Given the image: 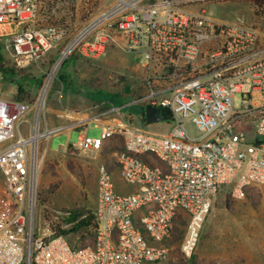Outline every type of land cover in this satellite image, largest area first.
Returning a JSON list of instances; mask_svg holds the SVG:
<instances>
[{
  "label": "built area",
  "instance_id": "1",
  "mask_svg": "<svg viewBox=\"0 0 264 264\" xmlns=\"http://www.w3.org/2000/svg\"><path fill=\"white\" fill-rule=\"evenodd\" d=\"M41 6V0H0V42L19 69L39 66L61 46L32 103L0 96V264H161L172 254L169 241L181 212L188 222L180 251L192 258L216 194L230 186L242 197L246 187L264 185V24L229 23L176 0H113L67 37L64 26L37 23ZM111 49L146 70V93L125 106L141 101L145 114L148 106L167 108L171 128L157 134L118 121L98 123L99 137L88 135L90 125L77 130V143L66 146L75 151L98 152L108 138L123 137L125 151L114 156L122 185L135 190L116 193L113 171L101 164L96 241L74 249L64 236H45L36 217L44 144L67 129H42L45 102L69 57L96 59ZM236 94L240 110L233 107ZM28 115L33 120L25 132ZM187 122L198 135L188 132Z\"/></svg>",
  "mask_w": 264,
  "mask_h": 264
},
{
  "label": "rangeland",
  "instance_id": "2",
  "mask_svg": "<svg viewBox=\"0 0 264 264\" xmlns=\"http://www.w3.org/2000/svg\"><path fill=\"white\" fill-rule=\"evenodd\" d=\"M176 1L179 7L198 11L204 9L207 15L220 17L229 23L254 26L264 24L262 16L255 14V7L247 0H205L187 4ZM111 2L113 0H41L37 23L41 26H64L74 35L105 11ZM60 50L61 46L50 52L39 66L24 68L23 75L13 77L8 70L18 67L7 57L3 43L0 42V92L3 96L8 99L18 95L22 87L38 94ZM75 59L77 62L72 64ZM145 73L141 63L116 49L108 50L96 59L74 53L58 68L49 86L45 102L46 122H43L42 129L46 126H65L67 129L44 144L46 153L39 177L38 199H44L47 195L49 204L38 200L36 217L42 223L45 236L50 233L43 215L45 212L50 211L56 217V214L61 216L63 212L69 213L73 209H81L82 212L96 209L98 169L101 164L108 165L113 171L116 193L134 191L131 186L120 190L122 180L114 154L122 152L120 148L125 146L119 138L121 136H113L107 146L98 152L75 151L66 146L76 144L79 136L77 130L89 125L88 135L99 137L102 132V126L98 124L100 122L127 121L143 130L167 133L171 125L164 121L144 126L140 112L144 103L141 101L136 104L139 110L132 109L133 115L124 108L113 110V105L108 102L109 98H116L118 94L124 100L129 98L134 101L142 97L146 93L142 83ZM242 106V96L236 94L233 107L240 110ZM103 109L109 112L104 114ZM32 120L33 117L28 115L21 129L27 132ZM187 130L192 136L198 135L190 122H187ZM246 131L253 137L250 126H246ZM154 162L158 163L155 159ZM53 187L55 193L49 197L48 191ZM231 189L230 186L226 187L214 197L193 257L187 259L182 255V238L172 242L176 237L172 232L169 241L172 254L161 264H264V185L251 186L248 189L250 197L244 194L242 197H236L233 193L229 195ZM226 200L230 209L226 207ZM182 220L187 224L188 216L185 212H181L176 219V226L184 235L186 225H180Z\"/></svg>",
  "mask_w": 264,
  "mask_h": 264
},
{
  "label": "trees",
  "instance_id": "3",
  "mask_svg": "<svg viewBox=\"0 0 264 264\" xmlns=\"http://www.w3.org/2000/svg\"><path fill=\"white\" fill-rule=\"evenodd\" d=\"M247 1L250 2L255 7V14L257 16L264 17V0H247ZM24 71H25L24 69H18L12 67L11 69L8 70V73L13 77H20L21 75H23V73H25ZM3 80H4V76H3ZM0 96L5 98L1 92H0ZM36 96L37 93L36 92L34 93L33 90L22 87L19 89L18 95H15L8 99H16L27 103H32L35 100ZM131 101L132 100H129V98H126L125 100L122 99V96H120V94H118L116 98L115 97L109 98L108 100V102L111 103L113 107H123L130 115H133V110L135 109L139 110V106L138 105L125 106ZM157 109L161 121L170 123L172 120L171 111L167 108H162V107H158ZM106 111H108V109H103V112ZM140 112L144 113L143 116L141 117V122L144 124L145 127L154 124V123L146 122L144 108ZM119 138L121 139L122 142H124L123 137H119ZM104 147L105 144L103 148ZM120 150L125 151V146L121 147ZM142 158L146 159V157L143 156ZM155 160L158 162L156 164L162 165V162L159 159L155 158ZM249 188H251V186L246 187L243 191L244 195L245 196L247 195L248 197H250L248 190ZM221 191L223 190H220V192ZM48 193H49V197H51V195L55 193V187L49 189ZM231 193L232 190H230L229 195H231ZM38 200L40 202H43L44 204L46 203L49 204L47 195L44 199L39 198ZM226 207L230 209V204L228 200H226ZM63 213L64 214H61V216L59 214H56L57 215L56 217H53L54 215L50 211L45 212L43 214L46 223L48 224V228L52 232V236H64L68 240V242L73 246L74 249L93 246L95 244L96 236L99 228V221L97 219L95 210H85L82 212L81 209L80 210L73 209L70 210L69 213L68 211H65ZM177 217L174 219V231H173L176 237L174 240H172V242L180 240L183 236V231L176 226ZM183 220L180 222V225L181 226L187 225L186 221ZM178 264H185V263L179 262Z\"/></svg>",
  "mask_w": 264,
  "mask_h": 264
},
{
  "label": "water",
  "instance_id": "4",
  "mask_svg": "<svg viewBox=\"0 0 264 264\" xmlns=\"http://www.w3.org/2000/svg\"><path fill=\"white\" fill-rule=\"evenodd\" d=\"M145 119L147 123H156L161 120L158 109L152 106L146 108Z\"/></svg>",
  "mask_w": 264,
  "mask_h": 264
},
{
  "label": "crops",
  "instance_id": "5",
  "mask_svg": "<svg viewBox=\"0 0 264 264\" xmlns=\"http://www.w3.org/2000/svg\"><path fill=\"white\" fill-rule=\"evenodd\" d=\"M41 7H42V6H41ZM40 9H41V8H40ZM38 14H39V13H38ZM216 18L221 19L220 17H216ZM261 19L264 21V17H262ZM70 36H72V35H71L70 33H68V36H67V37H70ZM76 62H77V59H75L74 62H73L72 64H74V63H76ZM112 138H113V136L110 137V138H108V139L106 140V142H105V145L108 144ZM106 146H107V145H106ZM126 187H127V186H125V185H120V190H126ZM133 190H135V189L133 188Z\"/></svg>",
  "mask_w": 264,
  "mask_h": 264
}]
</instances>
